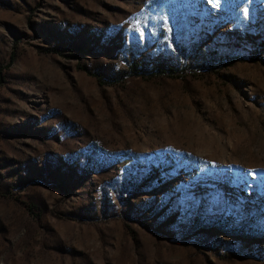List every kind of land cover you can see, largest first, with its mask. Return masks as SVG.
Segmentation results:
<instances>
[{
    "label": "rangeland",
    "instance_id": "obj_1",
    "mask_svg": "<svg viewBox=\"0 0 264 264\" xmlns=\"http://www.w3.org/2000/svg\"><path fill=\"white\" fill-rule=\"evenodd\" d=\"M0 264H264V0H0Z\"/></svg>",
    "mask_w": 264,
    "mask_h": 264
},
{
    "label": "trees",
    "instance_id": "obj_2",
    "mask_svg": "<svg viewBox=\"0 0 264 264\" xmlns=\"http://www.w3.org/2000/svg\"><path fill=\"white\" fill-rule=\"evenodd\" d=\"M160 74H167V75H173V69L171 67H167L164 69H159Z\"/></svg>",
    "mask_w": 264,
    "mask_h": 264
}]
</instances>
